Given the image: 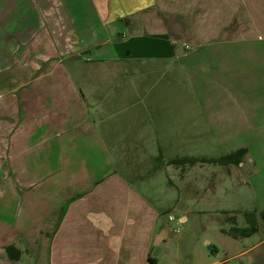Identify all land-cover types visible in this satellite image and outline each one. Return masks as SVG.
Here are the masks:
<instances>
[{"label": "crops", "instance_id": "crops-1", "mask_svg": "<svg viewBox=\"0 0 264 264\" xmlns=\"http://www.w3.org/2000/svg\"><path fill=\"white\" fill-rule=\"evenodd\" d=\"M0 264H264V0H0Z\"/></svg>", "mask_w": 264, "mask_h": 264}, {"label": "rangeland", "instance_id": "rangeland-1", "mask_svg": "<svg viewBox=\"0 0 264 264\" xmlns=\"http://www.w3.org/2000/svg\"><path fill=\"white\" fill-rule=\"evenodd\" d=\"M246 15H247V18L252 17L254 15L257 16V8L250 9V10L247 9ZM249 22H252V23L248 24ZM244 33L246 34V37H247L246 41L245 42L238 41L239 44H237L236 41H231L230 42L231 48L232 47L257 48V22L254 23V21H247V24L245 25L231 26V35H239V34H244ZM233 43H236V44H233Z\"/></svg>", "mask_w": 264, "mask_h": 264}, {"label": "trees", "instance_id": "trees-1", "mask_svg": "<svg viewBox=\"0 0 264 264\" xmlns=\"http://www.w3.org/2000/svg\"><path fill=\"white\" fill-rule=\"evenodd\" d=\"M237 153L242 154L244 153V150H239ZM233 154H229L219 160H214L212 162L214 163H225L226 161L230 160L232 158ZM253 231V228H246V229H233L232 230V235H242V236H248L251 232Z\"/></svg>", "mask_w": 264, "mask_h": 264}, {"label": "built area", "instance_id": "built-area-1", "mask_svg": "<svg viewBox=\"0 0 264 264\" xmlns=\"http://www.w3.org/2000/svg\"><path fill=\"white\" fill-rule=\"evenodd\" d=\"M168 220H169V221H174V218H173L172 216H169V217H168ZM179 226H180V224H179V222H177V223H176V232L179 231Z\"/></svg>", "mask_w": 264, "mask_h": 264}]
</instances>
